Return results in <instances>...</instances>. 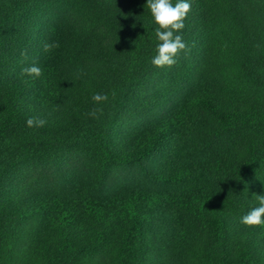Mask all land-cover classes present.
Listing matches in <instances>:
<instances>
[{
	"label": "trees",
	"instance_id": "1",
	"mask_svg": "<svg viewBox=\"0 0 264 264\" xmlns=\"http://www.w3.org/2000/svg\"><path fill=\"white\" fill-rule=\"evenodd\" d=\"M143 3L0 0V264H264V224L240 221L264 194V95L229 81L264 92V39L243 37L264 0H189L177 66L151 63ZM159 76L182 87L166 107L138 96ZM36 165L49 180L20 184Z\"/></svg>",
	"mask_w": 264,
	"mask_h": 264
},
{
	"label": "rangeland",
	"instance_id": "2",
	"mask_svg": "<svg viewBox=\"0 0 264 264\" xmlns=\"http://www.w3.org/2000/svg\"><path fill=\"white\" fill-rule=\"evenodd\" d=\"M37 29L30 33L28 35V40L26 41V44L18 45L23 51L24 56L32 50L33 45L35 46L36 41V33ZM243 37L253 46L255 47L258 42L262 41L264 39V17L261 19V21H256V23L248 24L245 26V33L243 34ZM6 50L9 51L10 46H5ZM187 57V55L185 56ZM189 57V56H188ZM179 61H176L175 63L177 65H181V63L184 62L183 58H179ZM26 60V58L24 59ZM170 70L173 71V68L170 67ZM235 76L230 77V82L233 83L241 92L244 93H250L254 96H262L264 95V92L259 91L255 86L251 85L250 83L245 84L243 83L240 78H238V74H234ZM171 81V76L168 77L166 80L161 79V77H157L154 80L151 79L149 81H145V85L142 86V88L138 92V96L141 98V101L149 96L151 93L161 91L166 96V99H164L163 107L168 106L170 103L171 96H178L181 93L182 87L179 85L177 87L171 86V88L168 87V83ZM167 93V94H166ZM134 101V100H133ZM135 105L139 107V102H135ZM134 103L131 102L128 104L127 108L124 109V111H121L119 114V123L121 128H128L131 125L135 123V121L138 119V115L133 107ZM162 107V108H163ZM159 108V109H162ZM52 171V168L48 165H36V166H29L24 168L20 175L17 177V181L22 185L27 186H35V185H42L43 183L47 182L49 180V172ZM132 175H134L133 170L131 169H117L114 171V173L111 175L110 179L108 180V184L113 183L116 184L118 181L122 180L123 182L130 178ZM48 178V179H47ZM264 195V194H263Z\"/></svg>",
	"mask_w": 264,
	"mask_h": 264
},
{
	"label": "clouds",
	"instance_id": "3",
	"mask_svg": "<svg viewBox=\"0 0 264 264\" xmlns=\"http://www.w3.org/2000/svg\"><path fill=\"white\" fill-rule=\"evenodd\" d=\"M147 6L151 14V21L156 25L154 28L155 55L151 57V63L156 66L171 65L175 62V55L179 49L184 47L180 33L174 31L183 26V17L186 15L190 4L189 0H144L143 5ZM23 71L38 75L40 68L31 65ZM105 97L101 93H93L92 99L100 101ZM45 121L41 118L29 116L26 119L28 126H42ZM259 203L249 208L240 217V221L245 224H264V195H259Z\"/></svg>",
	"mask_w": 264,
	"mask_h": 264
}]
</instances>
